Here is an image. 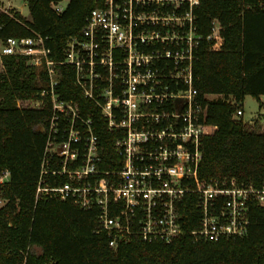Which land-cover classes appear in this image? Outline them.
Listing matches in <instances>:
<instances>
[{
  "label": "built area",
  "instance_id": "obj_1",
  "mask_svg": "<svg viewBox=\"0 0 264 264\" xmlns=\"http://www.w3.org/2000/svg\"><path fill=\"white\" fill-rule=\"evenodd\" d=\"M62 2L52 4L57 13ZM199 4L99 0L79 35L67 40L62 60L50 56L39 34L1 41L0 55H24L46 76L39 79V98L29 104L40 108L48 102L52 109L41 126L46 142L36 198L70 199L95 210L96 232L105 233L113 249L132 236L165 243L180 237L187 195L196 196L198 225L190 233L195 242L246 235L250 204H264V181L203 186L198 178L209 126L207 105L194 86V64L204 39L209 50L223 45L216 19L206 38L199 32ZM62 65L75 70L82 94L99 105L108 130L117 134L118 167L103 166L92 117L60 96Z\"/></svg>",
  "mask_w": 264,
  "mask_h": 264
},
{
  "label": "trees",
  "instance_id": "obj_2",
  "mask_svg": "<svg viewBox=\"0 0 264 264\" xmlns=\"http://www.w3.org/2000/svg\"><path fill=\"white\" fill-rule=\"evenodd\" d=\"M30 12L0 8V40L8 37L45 39L55 60L64 58L67 40L79 35L99 0H68L57 13L53 3L63 0H24ZM199 32L206 38L213 20L221 26L223 45L209 50L204 39L194 64V86L207 105L209 132L201 143L198 178L203 186L216 180L230 184L264 181V131L235 119L246 95L264 105V0H200L196 9ZM24 55H1L0 70V264H264V204L251 203L244 236L216 242L193 241L198 225L196 196L187 195L181 209L184 234L170 243L130 237L116 249L105 233H97V213L72 200L36 198L46 133L51 116L48 102L40 108L25 102L39 98V79L46 81ZM60 96L78 103L90 116L103 145L105 168L118 167L117 134L107 128L98 104L84 97L75 70L59 68ZM208 95L217 98L209 99Z\"/></svg>",
  "mask_w": 264,
  "mask_h": 264
},
{
  "label": "rangeland",
  "instance_id": "obj_3",
  "mask_svg": "<svg viewBox=\"0 0 264 264\" xmlns=\"http://www.w3.org/2000/svg\"><path fill=\"white\" fill-rule=\"evenodd\" d=\"M68 0H64L61 5H66ZM0 8L8 11H19L26 19H30V12L28 5L24 0H0ZM1 49V40H0ZM3 69L1 55H0V70ZM207 98L213 99L217 98L216 95H208ZM261 100L264 102V96H261ZM31 102L28 100L25 104L29 105ZM242 115H234L235 119H243L244 122L250 129H257L264 131V105L260 107L258 99L251 95H246L242 103ZM1 179V178H0ZM3 181L8 179L7 176L2 177ZM2 182V181H0ZM2 200L0 198V205H2Z\"/></svg>",
  "mask_w": 264,
  "mask_h": 264
},
{
  "label": "crops",
  "instance_id": "obj_4",
  "mask_svg": "<svg viewBox=\"0 0 264 264\" xmlns=\"http://www.w3.org/2000/svg\"><path fill=\"white\" fill-rule=\"evenodd\" d=\"M0 181H3V179H0ZM3 202V201H2ZM3 204V203H2ZM1 206V205H0Z\"/></svg>",
  "mask_w": 264,
  "mask_h": 264
}]
</instances>
